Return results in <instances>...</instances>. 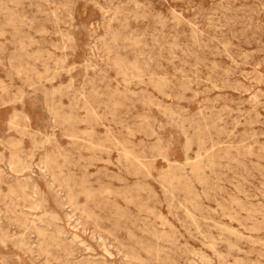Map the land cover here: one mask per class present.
Returning a JSON list of instances; mask_svg holds the SVG:
<instances>
[{
	"label": "rangeland",
	"instance_id": "rangeland-1",
	"mask_svg": "<svg viewBox=\"0 0 264 264\" xmlns=\"http://www.w3.org/2000/svg\"><path fill=\"white\" fill-rule=\"evenodd\" d=\"M0 264H264V0H0Z\"/></svg>",
	"mask_w": 264,
	"mask_h": 264
},
{
	"label": "bare ground",
	"instance_id": "bare-ground-1",
	"mask_svg": "<svg viewBox=\"0 0 264 264\" xmlns=\"http://www.w3.org/2000/svg\"><path fill=\"white\" fill-rule=\"evenodd\" d=\"M93 238V237H92ZM98 241V240H97ZM100 247V246H99Z\"/></svg>",
	"mask_w": 264,
	"mask_h": 264
}]
</instances>
